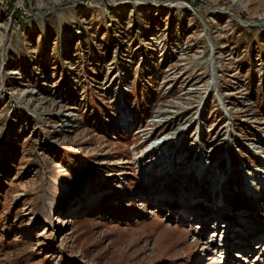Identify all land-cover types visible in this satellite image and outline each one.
I'll return each mask as SVG.
<instances>
[{
	"label": "rangeland",
	"instance_id": "374dc122",
	"mask_svg": "<svg viewBox=\"0 0 264 264\" xmlns=\"http://www.w3.org/2000/svg\"><path fill=\"white\" fill-rule=\"evenodd\" d=\"M263 22L264 0H0V264H264V196L247 200L264 159ZM181 139L176 158L208 169L176 170L196 212L149 201L156 170L140 171ZM222 159L239 209L212 240L217 198L201 192Z\"/></svg>",
	"mask_w": 264,
	"mask_h": 264
},
{
	"label": "bare ground",
	"instance_id": "6f19581e",
	"mask_svg": "<svg viewBox=\"0 0 264 264\" xmlns=\"http://www.w3.org/2000/svg\"><path fill=\"white\" fill-rule=\"evenodd\" d=\"M11 75H16V73H11ZM122 114H124V113H122ZM123 117H125V114H124ZM66 127H68V126H66ZM177 136H181V132H179V134ZM170 140H171L170 138L167 139L168 142ZM167 141L164 142V143H160V144L158 142H156L154 144L153 148L157 149V147H160V145L164 147L168 143ZM182 143H183L182 142V139L180 141L178 140L177 145L174 144L173 146H169V147H171L169 149V151H167L166 153L163 152V154H161L160 157L153 158L152 160H150V163L144 165L142 167L143 169H140V171L142 173L144 172V173L147 174V177H146V180H147L148 178L151 177L150 176L151 171L153 169L156 170V172L154 173L155 174L154 175L155 177H153L155 179L154 180L155 183L153 185H155L156 187H155V190L152 191L150 197L148 196L150 198L149 201L150 200L152 201V200L157 199L158 200V204L161 207H163V206L164 207L178 206L179 207V210L180 209H184V210L195 211L196 209L194 208V206L193 207H190L191 206L190 204L192 202H190L188 200V198H190V196L197 195L198 194L197 193L198 191L197 190H194L195 189L194 186H191V185L189 186V184L187 185V183H190V180L188 178H185L184 175H182V177H180L178 179V175H179L180 172H176V170H180L181 169L182 172L184 171V173H185V171L188 169V171H189L188 174H191V173L195 172V173H197V175L198 174H201V173H203L202 175H204V171L207 173L208 169L206 167H204L205 159L204 160L203 159L200 160V162L202 163L201 165H202L203 168L202 167L200 168L201 165L200 166L197 165L198 164V162H197L198 157L197 156H194L195 161H194L193 164H191V162H189V161L185 163V158H182V159L179 158V159H177L176 158V153L177 152H175V151H177V149L179 150L178 145H180ZM166 147H168V146H166ZM153 150L154 149H151V151H153ZM191 155H194V154H192V152H191ZM188 157H190V155ZM190 158H193V157H190ZM260 159H261L260 160V166H262V168L261 169H256L255 172L253 170V173H252V175L255 176V178H253V179H256L255 181L256 182L259 181L260 183L256 184V187L255 188L257 190L253 194H250V197H248V199H247L251 203L260 200L264 196V159H262V158H260ZM141 160H143V158H140V159L137 160V165H139L142 162ZM152 161H155V162H153V164H152L151 163ZM222 161H223V159L221 161H219V163H218L217 166L214 165L215 168L218 170V173L216 175V178L214 180L213 185L211 186V189L208 192H206V193L201 192L203 194L201 196L204 198V201L203 202H207L208 204L209 203L212 204L213 201H215V199L217 198L216 203H215V205H216L215 206L216 207L215 225H217V227H214V229H213V231L214 230L215 231L212 233V235H213L212 236V240L215 239V238H219V235L221 233L220 230H226L225 233H228V231L231 230L232 225L234 224V220L233 221L230 220L231 223L227 221L226 222V224H227L226 226L223 224L224 222H221V221H223V217H224L225 214H230V213L231 214H233V213L235 214L236 211L239 209V206H238V203H237L236 200L235 201H231L232 200V197L230 199L227 198V196H228L227 193L230 192V191L229 190H226V184L227 183L229 184V182L233 179V176H234V169H233L234 162L232 160H230V162L226 163L225 166H224V163ZM196 162H197V164H196ZM229 163H232V166H229L228 167V164ZM195 164H196V166H195ZM221 164H223L222 168H220V165ZM202 169H203V172H202ZM196 170H198L199 172H197ZM166 177H168V182L165 179ZM177 184H178L177 187H179V188H180V185L179 184H181V188H180V191L179 192H177V187L175 186ZM204 185H206V184L204 183ZM169 189H176L175 194H174V198L173 199L170 198L168 200H166V198H165V200H164V196H165L164 191L169 190ZM155 191H157V192H155ZM155 194H158V197L155 196ZM86 196H87L86 194L85 195H83V194L80 195V197H86ZM160 197H162V198H160ZM160 199H162V200H160ZM203 202H202V204H205ZM161 207H159V208H161ZM198 211L199 210H197V213H193L194 220L195 221L201 220V222H202V221L205 220L206 216L204 214H202L204 211L200 210L201 213H198ZM66 220L67 219H64L65 222H66ZM262 222L264 223V220H262ZM256 236L255 237H250V235H249V236H247V240L245 238L244 239L241 238L242 239L241 240L242 241L241 242V245L244 242H248L249 239L250 240L258 239L259 236L258 237H256ZM223 239L225 240V237H223ZM224 240H222L221 245H220V248L221 249H225L226 251H231L230 249L236 248L238 245H240V244H236L235 241H232L234 243H231V246L230 247H227L228 244L225 243ZM229 241H231L230 238H229L228 242ZM250 248L251 247H247V248L245 247V250L247 249L246 251H248V250H250ZM206 249H208V247ZM206 251H208V250H206ZM215 252H219V250L214 251V253ZM256 254L257 253H255L254 256H252L250 258L245 257L246 254L245 255H242L243 258H241L242 261L240 260V262H243V263L246 262L245 261L246 258L249 259V260H251V259L255 258ZM214 261L212 260L210 262V264H215Z\"/></svg>",
	"mask_w": 264,
	"mask_h": 264
},
{
	"label": "built area",
	"instance_id": "2783aa9c",
	"mask_svg": "<svg viewBox=\"0 0 264 264\" xmlns=\"http://www.w3.org/2000/svg\"><path fill=\"white\" fill-rule=\"evenodd\" d=\"M132 114V113H131ZM131 118V117H130ZM131 120L134 122L135 121V123H136V121L138 122V119L136 120L135 118H134V116H133V114H132V118H131ZM125 121V120H124ZM125 123L126 122H124L123 124H122V126L120 125V127H119V129H121L122 127H125ZM161 146V145H160ZM193 164V163H192Z\"/></svg>",
	"mask_w": 264,
	"mask_h": 264
},
{
	"label": "water",
	"instance_id": "95a60500",
	"mask_svg": "<svg viewBox=\"0 0 264 264\" xmlns=\"http://www.w3.org/2000/svg\"><path fill=\"white\" fill-rule=\"evenodd\" d=\"M241 22L245 23L244 21H241ZM262 24H264V22Z\"/></svg>",
	"mask_w": 264,
	"mask_h": 264
}]
</instances>
